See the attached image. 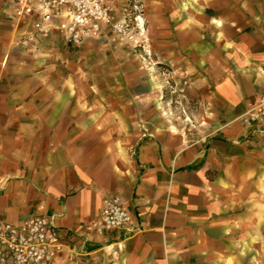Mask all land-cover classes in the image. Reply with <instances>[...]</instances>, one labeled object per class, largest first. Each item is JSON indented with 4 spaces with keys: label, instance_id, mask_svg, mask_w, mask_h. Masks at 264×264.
Returning <instances> with one entry per match:
<instances>
[{
    "label": "crops",
    "instance_id": "crops-1",
    "mask_svg": "<svg viewBox=\"0 0 264 264\" xmlns=\"http://www.w3.org/2000/svg\"><path fill=\"white\" fill-rule=\"evenodd\" d=\"M145 1L181 108L174 94L94 103L72 74L52 79L45 50L16 45L30 25L0 0V220L53 218L52 264H264V132L241 120L264 88V0ZM116 194L132 231L92 230Z\"/></svg>",
    "mask_w": 264,
    "mask_h": 264
},
{
    "label": "built area",
    "instance_id": "built-area-1",
    "mask_svg": "<svg viewBox=\"0 0 264 264\" xmlns=\"http://www.w3.org/2000/svg\"><path fill=\"white\" fill-rule=\"evenodd\" d=\"M12 5L19 24L30 25L20 34L21 45L52 33L75 44L97 38L107 29L121 39L129 35L128 19L117 18L109 0H12ZM140 17L136 16L139 21ZM241 120L254 133L264 132V88L259 101ZM131 225L132 217L116 194L105 198L100 217L90 228L98 233L112 228L132 231ZM62 246L61 232L50 216L35 215L18 222L0 220V264H52Z\"/></svg>",
    "mask_w": 264,
    "mask_h": 264
},
{
    "label": "rangeland",
    "instance_id": "rangeland-1",
    "mask_svg": "<svg viewBox=\"0 0 264 264\" xmlns=\"http://www.w3.org/2000/svg\"><path fill=\"white\" fill-rule=\"evenodd\" d=\"M142 1L146 13V23L142 25L136 18V11L140 7L136 0L115 1L118 3L117 8L125 9L129 16V35L124 39L116 37L113 42L96 40L88 44H75L65 39L50 38L48 35L39 37L35 42L27 45H21L18 43L19 35L16 45L26 48L39 47L45 50L48 54L43 57L44 64L48 65L49 68L46 69L49 74L54 76L52 79L72 74L80 88L84 91L88 90L94 103L100 100L107 102L109 106H115V102L123 104L129 100L138 101L141 95L157 94L162 98L174 94L177 98L174 100V105L181 108V89L177 86L173 89L174 92L171 91L172 88L166 81L165 62L159 60L151 45L149 20H147L149 11L146 1ZM69 64L75 65V68L69 67ZM55 65H58L56 70H54ZM65 68L68 71H65ZM155 76L158 78V83L156 87H151L152 77ZM197 96V93L189 96L191 110L194 112L199 108ZM126 107L132 112L139 111V107L135 104H127ZM193 122L196 121L192 119L191 123Z\"/></svg>",
    "mask_w": 264,
    "mask_h": 264
}]
</instances>
